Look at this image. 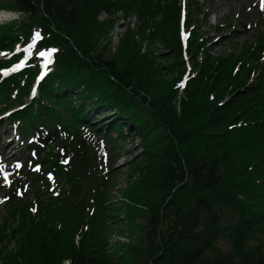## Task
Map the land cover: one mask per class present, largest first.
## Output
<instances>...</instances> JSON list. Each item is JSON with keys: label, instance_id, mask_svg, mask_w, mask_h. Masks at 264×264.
Segmentation results:
<instances>
[{"label": "trees", "instance_id": "obj_1", "mask_svg": "<svg viewBox=\"0 0 264 264\" xmlns=\"http://www.w3.org/2000/svg\"><path fill=\"white\" fill-rule=\"evenodd\" d=\"M1 7L26 18L0 24V70L30 54L17 70L0 72V114L11 110L0 116V131L9 136L13 128L27 158L40 162L52 144L74 147L71 170L43 165L71 183L74 170L90 175L103 156L113 165L123 141H141L138 177L126 194L147 208L145 233L128 248L130 264H264V40L213 55L226 36L212 41L190 13L180 15L179 0H14ZM118 10L137 19L118 40L120 61L105 56L112 25L98 19ZM195 10L207 16L200 5ZM142 42L163 45L167 62H156ZM42 63L50 70L31 97ZM106 111L112 119L97 121ZM114 180L110 168L100 188L65 199L67 209L44 205L37 193L11 199L17 229L5 235L19 244L0 264H122V255L116 261L107 252L117 209L105 201ZM7 192L12 198L13 189Z\"/></svg>", "mask_w": 264, "mask_h": 264}, {"label": "rangeland", "instance_id": "obj_2", "mask_svg": "<svg viewBox=\"0 0 264 264\" xmlns=\"http://www.w3.org/2000/svg\"><path fill=\"white\" fill-rule=\"evenodd\" d=\"M6 1L12 2L14 0H0V12H3L0 15V24L6 23L11 19L26 20L19 10L1 7ZM187 3H191V5L187 6ZM199 5L207 16L200 15L199 12L195 10V8H199ZM179 9L180 15L186 16L190 13L192 21L200 24L201 30L207 33L208 36H211L212 41L217 42L216 40L219 39V37L226 36L221 42L219 41L213 46L211 50L213 55H220L230 51L237 53L241 48L246 49L250 44L257 43L259 40H264V0H240V2L236 0H179ZM98 19L100 21H111L112 25L110 38L108 37V51L105 52V56L111 58L116 57L117 60L120 61V53L115 52L118 40L126 29L135 28L137 24L136 16L133 13L125 14L121 10L110 15L102 11ZM186 20L187 19H185V23ZM216 25H220L221 27L217 29ZM187 32H189V28L186 26L184 27L183 21L180 27V39L182 42L186 41ZM144 47L146 49H151L156 62L161 64L167 62L165 58L167 53L165 52L164 46L160 43L154 45L142 42V50H144ZM18 49L19 47L15 48V50ZM263 54L264 51L262 55ZM28 56H30L29 53L21 60L26 59ZM262 59L264 61V55ZM263 61H261V64ZM16 65L20 66L21 64L18 63ZM42 65L45 64L42 63ZM47 70L48 67L46 66L40 73H45ZM190 70L191 66L187 63V69L183 72L184 75L181 76L182 82L186 77H189ZM5 72L4 70L1 71V73ZM162 76L166 78L167 74L162 73ZM159 83L160 82H156V84ZM33 85H35L36 89V84L34 83ZM163 87H165L164 84L160 85L155 90L154 94L157 96L163 90ZM153 90H151V92ZM34 95L35 94L31 93V97ZM28 98L30 97L27 96L26 99ZM10 111L11 110H7L6 113H1L0 116L5 118L6 116L4 115H7ZM93 111L91 112L94 113L95 116H98L100 111ZM110 118L111 113L106 111L102 117L97 118V121L105 123ZM7 129L9 136H7L4 131H0V230L2 229L1 224L3 219L5 218V221H7L6 217H9V226L5 227L3 230L4 233L0 235V240L5 238L10 239L0 241V262L4 261V254L10 253L11 250L13 251L19 244L18 241L10 237L11 235H5L6 233L13 234L17 229V214L10 217V212H16L13 207L9 206L11 199L21 198L25 194L31 199L34 198L36 196L35 193H37V195L43 199L44 205L49 204L51 207L59 206L62 209H67L68 205L64 203L65 199L73 195L82 198L88 190L92 191L100 188L102 180L105 179V176L110 172L111 168L113 169L115 180L109 190V196L105 204H111V206L114 204V209L117 210L116 213L111 215L112 229L107 236L109 248L107 252L109 251V254H111L112 258H115L116 261L119 260L118 255H122V264H130L128 248L139 245L144 237V217L146 213H142L141 210L147 209L144 203L140 204L133 202L126 194L127 188L133 180L138 177L136 174L138 170L136 169V164L139 163V158L137 156L142 147L138 137L134 139L129 138L125 142L123 141L122 145L120 141L115 143L114 153L115 148L120 145L122 149L117 150L118 155L113 165H108L107 156H103L102 163L104 165L97 167L90 175L82 174L78 169L74 170V178L72 182L69 183L65 176L59 175L51 169H44L43 171V165L46 167L53 166L51 168L71 170L75 165L74 147L69 145L64 146L62 144L49 145L44 149V152L41 151L40 162L39 159H35L36 162H32L31 159L33 158H27L26 154L20 151V143H18L15 137L14 129ZM122 130L125 131L126 127L123 126ZM112 134L114 137L116 136L115 132ZM36 153L37 152H32V155L35 156ZM53 160H55V164ZM132 169L135 173H131ZM28 170L30 171L27 172ZM38 173L44 175L43 179L37 178ZM88 176H94L95 178V182L92 185L87 180ZM10 187L14 192L12 198H9L12 192H7ZM91 197L94 196L91 195ZM88 202H92L91 199L88 198ZM33 204L32 207H29V212L31 215L35 216L39 210V205L36 208V202ZM92 204H94V201ZM127 205H131L134 208ZM129 208H131L132 211H130ZM87 210H89L90 213L92 212L91 208ZM90 213H88V217ZM79 232L80 230L75 234V240L79 237ZM219 245L226 248V244L222 241L219 242ZM130 258H132V256ZM67 263L68 260H63L60 264ZM5 264H9V262H5Z\"/></svg>", "mask_w": 264, "mask_h": 264}, {"label": "bare ground", "instance_id": "obj_3", "mask_svg": "<svg viewBox=\"0 0 264 264\" xmlns=\"http://www.w3.org/2000/svg\"><path fill=\"white\" fill-rule=\"evenodd\" d=\"M237 2H240V0H236ZM3 13V12H2ZM1 12H0V15L2 14ZM2 18V17H1Z\"/></svg>", "mask_w": 264, "mask_h": 264}]
</instances>
